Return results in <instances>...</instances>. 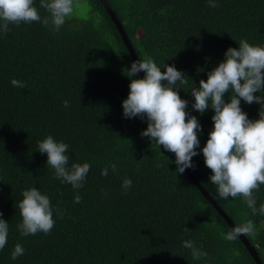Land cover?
<instances>
[{"label": "trees", "instance_id": "trees-1", "mask_svg": "<svg viewBox=\"0 0 264 264\" xmlns=\"http://www.w3.org/2000/svg\"><path fill=\"white\" fill-rule=\"evenodd\" d=\"M106 2L138 59L151 57L162 72L167 64L188 78L178 92L202 129L189 170L236 225L253 221L256 234L245 237L264 264V216L252 215L241 197L218 198L201 151L215 113L193 109L190 89L207 81L242 39L264 47V0H216V8L208 0ZM34 6L41 17L48 15L39 0ZM9 28L0 31V218L9 225L0 264H257L240 237L223 238L231 226L186 172H176L174 153L141 136L147 119L124 117L122 102L131 80L140 77L126 75L131 57L100 0H74L73 15L59 32L37 22ZM13 79L26 87L12 86ZM230 96L225 94L226 103ZM241 109L250 120L259 119V104L241 100ZM49 135L69 145V166L90 164L82 188L54 178L47 154L38 151ZM109 162L116 172L109 167L101 175ZM124 178L132 180L126 193ZM33 187L63 215L54 211L50 234L21 236L18 204ZM254 195L259 208L264 185ZM184 240L207 257L194 260ZM16 244L25 252L13 260Z\"/></svg>", "mask_w": 264, "mask_h": 264}, {"label": "clouds", "instance_id": "clouds-1", "mask_svg": "<svg viewBox=\"0 0 264 264\" xmlns=\"http://www.w3.org/2000/svg\"><path fill=\"white\" fill-rule=\"evenodd\" d=\"M208 6L216 8L218 4L216 0H208ZM39 7L48 15L41 17L34 0H0V31L7 34L10 24L18 26L37 22L59 32L66 19L73 15L74 0H39ZM163 67L166 71L162 72L151 57L132 62L126 75L135 77L141 71L145 75L142 79L131 80L128 97L122 102L123 115L126 118H146L147 128L141 136L174 153L176 172L183 174L185 169L195 167L192 158L199 155L196 149L200 145L198 132L202 129L197 117L186 111L188 101L181 99L178 92L188 84V78L174 66L164 64ZM207 75V81L201 80L199 88L190 89L195 100L193 109L203 114L211 108L215 113L212 116L213 130L201 150L205 165L212 172L209 181L216 186L218 198L241 197L252 215L264 216V204L257 208L254 195L264 185V95H254L264 91V47L253 46L242 39L238 48L227 49L225 59ZM165 81L167 83H163ZM11 84L26 87L17 79ZM226 93H231L227 103L224 99ZM241 100L260 105L259 119L248 118L241 109ZM68 106V101H64V107ZM68 149V144L57 142L51 135L38 142V151L47 154V166L54 170V178L78 190L83 187L91 166L88 163L69 166ZM109 167L116 172V164L109 162L101 170V175L107 176ZM131 186L132 180L124 178L121 187L125 193ZM22 197L18 204L22 217V222L17 225L20 235L50 234L55 224L54 211L61 218L63 213L54 209L49 197L35 187L24 190ZM81 202L82 197L75 195L73 203ZM8 233V222L0 218V250L7 244ZM255 234V225L249 219L235 225L223 238L232 242L241 235ZM182 246L191 250L194 260L208 255L191 240H184ZM24 252L25 249L16 244L11 259L16 260Z\"/></svg>", "mask_w": 264, "mask_h": 264}, {"label": "water", "instance_id": "water-1", "mask_svg": "<svg viewBox=\"0 0 264 264\" xmlns=\"http://www.w3.org/2000/svg\"><path fill=\"white\" fill-rule=\"evenodd\" d=\"M101 4L103 5L105 11L107 12V14L110 16L111 20L113 21L114 25L116 26L121 39L123 41V44L125 45L132 62L138 60V57L132 47V44L129 40V38L127 37L125 31L123 30V26L122 23L118 20V18L116 17L115 13L112 11L111 7L107 4L106 0H100ZM140 79L144 78V72L141 71L138 73ZM175 155V154H174ZM186 174L189 175V177L191 178V180L198 186V188L200 189L201 193L214 205V207L216 208V210L219 212V214L226 220V222L231 226V228L235 227V223L233 222V220L227 215V213L215 202V200L213 199V197L209 194V192L203 188V186L199 183V181L196 179L195 176H193L190 172L189 169H185ZM240 239L243 241V243L245 244V246L247 247V249L249 250V252L251 253V255L254 257V259L256 260L257 264H263L261 259L258 256V253L255 249L254 244L250 243L249 240L241 235L239 236Z\"/></svg>", "mask_w": 264, "mask_h": 264}]
</instances>
